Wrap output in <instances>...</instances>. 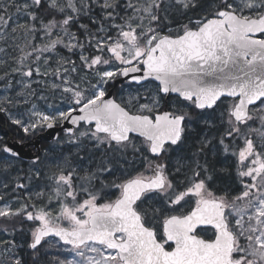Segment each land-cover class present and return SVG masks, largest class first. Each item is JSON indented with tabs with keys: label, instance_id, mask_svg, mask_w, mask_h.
I'll use <instances>...</instances> for the list:
<instances>
[{
	"label": "snow or ice",
	"instance_id": "snow-or-ice-1",
	"mask_svg": "<svg viewBox=\"0 0 264 264\" xmlns=\"http://www.w3.org/2000/svg\"><path fill=\"white\" fill-rule=\"evenodd\" d=\"M0 42V113L86 162L50 169L43 206L0 194V264H264V0H0ZM44 77L64 109L31 102Z\"/></svg>",
	"mask_w": 264,
	"mask_h": 264
},
{
	"label": "rangeland",
	"instance_id": "rangeland-1",
	"mask_svg": "<svg viewBox=\"0 0 264 264\" xmlns=\"http://www.w3.org/2000/svg\"><path fill=\"white\" fill-rule=\"evenodd\" d=\"M23 18H21L22 22ZM0 47H3L2 45H0ZM5 59V56L3 55V53H0V58ZM3 65L2 67H6V65L4 64H0V66ZM43 70V69H42ZM35 79H41L40 77H35ZM45 80V85H38V84H33V88L36 89L37 92V96L31 98V102L32 103H36L37 107L43 111L46 110V103L45 101H41L39 100L37 97H39L40 95H43L45 97H47V94L51 93L53 91L54 96L56 97V90H52L50 87L46 86L47 84H50L53 80H56L55 77H44L43 78ZM56 82H59L58 80ZM95 81H93L94 83ZM17 89H16V93L20 91V85L17 84ZM127 91H131V89H127ZM127 91L121 92L118 95V100L120 99V97L123 95L126 97L127 95ZM49 92V93H48ZM59 102V101H58ZM49 104H53V103H49ZM54 105V104H53ZM30 106V105H29ZM55 107H57L56 105H54ZM59 106V105H58ZM26 106H22L21 109H16L14 110V114H18L22 111L25 110ZM0 135L1 132H0ZM62 138V142L61 143H57L55 144V148L58 149V151L56 153H52V152H47L42 160L40 161V163L38 165H33L32 163L30 164V166L28 167L29 169L26 168H22L21 165H18V161L15 160L14 158L9 157L8 155H6L5 153L2 154L0 153V161H5V160H9V161H13L14 162V166L12 169H10L7 173H3L0 172V183H8L9 184V189L5 190L2 187H0V194L2 193H7L8 198L11 199L13 193L11 192V188L14 186L15 183L20 182V183H26L28 184V189L22 191L23 197L25 195H32L33 196V200L32 203L37 202L39 199L41 198H37L35 196V193L40 192L41 190L44 191L45 195L48 196L52 186H48L51 184L50 181H48L47 183H40L38 184V178H33L30 182L28 179H26V177L29 175V173H31L32 171L35 170H39L41 172V178L42 181L47 180L50 176H51V171L50 169H54V166L57 164H64V158L68 157L70 159V162L73 165H79L82 163H86V162H81L77 159L76 157V148L69 144L66 143L64 141L67 140L66 137H61ZM2 142V137H0V143ZM82 154V153H81ZM170 167H171V162H170ZM31 170V171H30ZM20 177L19 180H17L16 178ZM229 184L232 185L233 189L235 188V186H238L234 181L228 180ZM220 183H222L221 181H217V184L219 185ZM223 183H227V181H224ZM239 191H236V193H238ZM47 201V199H45ZM19 205L17 203H13V207H18ZM40 207V206H38ZM157 231H160L159 225H157ZM208 234H211V231H208Z\"/></svg>",
	"mask_w": 264,
	"mask_h": 264
},
{
	"label": "trees",
	"instance_id": "trees-1",
	"mask_svg": "<svg viewBox=\"0 0 264 264\" xmlns=\"http://www.w3.org/2000/svg\"><path fill=\"white\" fill-rule=\"evenodd\" d=\"M23 22V20H22ZM86 22V21H85ZM73 31H75V28L73 29ZM0 45L4 46L2 42H0ZM62 51V54L63 55H69V53L67 52V50H61ZM9 52H11V50H9ZM72 59L74 60H77V63H79L77 57L75 55H73L71 57ZM4 59V57H3ZM5 59L8 60V64L6 65V67H2L3 65L0 66V75H3V73L5 71H8L11 69V67H14L15 65L13 64V62L11 61V59H9L8 57H5ZM17 80L19 79V77L16 78ZM14 83V88L12 90H5V88L3 87V84H4V81H0V97H3L5 94H8L10 96H15L16 94V89H17V84L15 83V81H13ZM49 93V92H48ZM47 103H53L54 105H56L58 108H61V109H64L65 108V104L64 102L61 100V95H60V91L59 90H56V97L54 96V93L53 91L49 94H47ZM59 101V102H58ZM59 105V106H58ZM22 106H18V107H9V111L10 112H14V110L16 109H21ZM4 117L1 118V122L4 123L3 120H8V126L11 130V132L14 134V135H19V136H24V138L26 137H29V136H33L35 133L31 134V135H25L17 126L11 124L8 116L6 114H4ZM12 127V128H11ZM14 127V128H13ZM1 128V126H0ZM24 134V135H23ZM227 183L229 184V181H227ZM239 187L238 186H235L234 188V191L238 190ZM4 222L2 220H0V225H2ZM1 232H3L2 230H0V240H10V239H13V236L10 235L9 233H6L4 235H1ZM5 233V232H3ZM15 239L17 240L18 243H20V241L22 239H26V237H22L19 233H17L15 235ZM27 253H29L27 250L23 253V255L25 256L26 260L29 261V264H30V261H31V258L30 260L27 259Z\"/></svg>",
	"mask_w": 264,
	"mask_h": 264
},
{
	"label": "flooded vegetation",
	"instance_id": "flooded-vegetation-1",
	"mask_svg": "<svg viewBox=\"0 0 264 264\" xmlns=\"http://www.w3.org/2000/svg\"><path fill=\"white\" fill-rule=\"evenodd\" d=\"M4 121V123H2L1 122V120H0V126H1V129H2V132H3V134L6 136V134L7 133H12L11 132V130H10V128L9 127H7L8 125V121L7 120H3ZM12 128V127H11ZM14 128V127H13ZM42 131H40L38 134H36V135H39L40 133H41ZM14 135V134H13ZM24 135V134H23ZM35 135V136H36ZM34 136V137H35ZM63 136H65V134L64 133H60V137H63ZM14 137H15V139H17V140H19L20 142H22V143H27V142H29V141H32V139L33 138H31V137H26V138H24V136H19V135H14ZM66 137V136H65ZM67 138V137H66ZM6 142L7 141V139H4L3 140V142ZM56 142L57 141H52V142H48V141H42L41 142V152H40V154H39V157L41 158V160H42V158H43V156L47 153V152H52V153H56L57 151H58V149L57 148H55L56 146H55V144H56ZM227 142V141H226ZM30 148H33V146L31 145L30 146ZM34 150L36 151V149L34 148ZM9 157H11V158H14V157H12V156H10L9 155ZM15 160H17L18 161V165H21V167L22 168H24V167H29L30 166V164H31V162L30 161H24V160H20L19 158H14ZM25 164L24 166H22V164ZM31 171V170H30ZM48 181H50L51 182V184L50 185H48L49 187L50 186H52V181H51V179H47V180H45V181H42V178L40 177V178H38V184H40V183H47ZM27 258H31V255H30V253H27Z\"/></svg>",
	"mask_w": 264,
	"mask_h": 264
},
{
	"label": "water",
	"instance_id": "water-1",
	"mask_svg": "<svg viewBox=\"0 0 264 264\" xmlns=\"http://www.w3.org/2000/svg\"><path fill=\"white\" fill-rule=\"evenodd\" d=\"M118 83H123V81H118V82L115 84V86H116ZM113 91H114V89L112 88V89H111L112 94H113ZM113 95H114V94H113ZM173 95H176V94L173 93L172 96H173ZM1 116H2V114L0 113V117H1ZM63 127H64V128H66V127H71V125H70L69 123L66 122V123L63 125ZM60 131H63V128L60 127V126H57V127L53 128V129H46L45 132H44L43 134H41V135L38 136V138H37V139L35 140V142H34V145H35L36 147H39L42 137H43L45 140H48V141L53 140L54 137H56L57 134H59ZM11 139H12V136L10 137V141H9V143H8L7 146L10 147V148H12L15 152H18V153H19V157H22V158H25V159H34V158H35V157H32L31 154H28V153H29V152H28L29 150H28V151L26 150V146H25V145H23V144H21V143H19V142L11 141Z\"/></svg>",
	"mask_w": 264,
	"mask_h": 264
},
{
	"label": "bare ground",
	"instance_id": "bare-ground-1",
	"mask_svg": "<svg viewBox=\"0 0 264 264\" xmlns=\"http://www.w3.org/2000/svg\"><path fill=\"white\" fill-rule=\"evenodd\" d=\"M10 135L12 136V133H10Z\"/></svg>",
	"mask_w": 264,
	"mask_h": 264
}]
</instances>
